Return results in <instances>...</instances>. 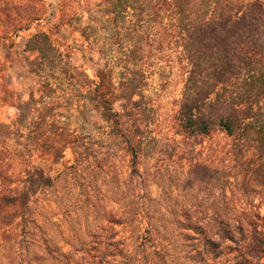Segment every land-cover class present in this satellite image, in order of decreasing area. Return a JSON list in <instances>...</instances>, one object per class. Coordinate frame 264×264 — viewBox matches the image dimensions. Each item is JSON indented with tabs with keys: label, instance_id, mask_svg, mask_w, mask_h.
I'll return each mask as SVG.
<instances>
[{
	"label": "rangeland",
	"instance_id": "374dc122",
	"mask_svg": "<svg viewBox=\"0 0 264 264\" xmlns=\"http://www.w3.org/2000/svg\"><path fill=\"white\" fill-rule=\"evenodd\" d=\"M251 1L0 0V186L29 194L0 223V264H87L90 249L194 264L218 218L229 237L206 264L245 257L247 220L264 229V76L227 89L253 102L243 132L189 134L178 111L188 30Z\"/></svg>",
	"mask_w": 264,
	"mask_h": 264
},
{
	"label": "trees",
	"instance_id": "16d2710c",
	"mask_svg": "<svg viewBox=\"0 0 264 264\" xmlns=\"http://www.w3.org/2000/svg\"><path fill=\"white\" fill-rule=\"evenodd\" d=\"M260 5L254 0L247 6L231 7L229 11L191 27L185 35L190 66L188 81L195 84L191 92L184 94L178 111L179 123L187 133L208 134L214 127H219L233 135L243 132L248 124L253 102L244 100L241 103L228 94L227 89L243 82L246 74L264 76V6ZM27 190V187L10 184L0 186L1 224H10L21 210L28 208ZM215 222L211 236L198 228L199 234L203 235L202 247L193 248L188 257L194 264L197 260L206 264L210 255L214 261L220 257L222 250L219 249H223L222 244L229 237V224L219 218ZM247 223V236L241 242L245 257L237 264H264V229L252 221L247 220ZM212 236L216 240H212ZM91 252L92 249L88 250L80 259L87 264H99L106 255L100 253L96 261L95 254L90 256Z\"/></svg>",
	"mask_w": 264,
	"mask_h": 264
}]
</instances>
